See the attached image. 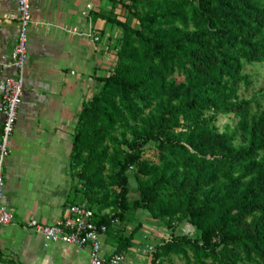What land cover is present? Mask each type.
Masks as SVG:
<instances>
[{
	"label": "trees",
	"instance_id": "1",
	"mask_svg": "<svg viewBox=\"0 0 264 264\" xmlns=\"http://www.w3.org/2000/svg\"><path fill=\"white\" fill-rule=\"evenodd\" d=\"M109 1L92 17L121 35L77 118L70 205L87 204L119 253L139 211L162 224L152 264H264V89L241 94L264 64V0ZM220 116L236 125L220 131Z\"/></svg>",
	"mask_w": 264,
	"mask_h": 264
},
{
	"label": "crops",
	"instance_id": "2",
	"mask_svg": "<svg viewBox=\"0 0 264 264\" xmlns=\"http://www.w3.org/2000/svg\"><path fill=\"white\" fill-rule=\"evenodd\" d=\"M36 27L29 31L22 104L4 168L3 202L14 221L0 230V264H90V248L45 245L29 227L34 218L53 224L67 214L76 182L70 169L73 135L84 106L111 71L121 29L92 14L109 11V0H30ZM21 30L18 0H0V106L5 70ZM97 38V39H96ZM5 117L0 114V141ZM127 264H152L136 248L153 245L169 231L147 217ZM127 235L129 234L126 232ZM116 248L104 236L101 254Z\"/></svg>",
	"mask_w": 264,
	"mask_h": 264
},
{
	"label": "built area",
	"instance_id": "3",
	"mask_svg": "<svg viewBox=\"0 0 264 264\" xmlns=\"http://www.w3.org/2000/svg\"><path fill=\"white\" fill-rule=\"evenodd\" d=\"M18 5L21 30L12 51L11 61L4 66L7 71L14 70L15 76L6 79L3 104L0 106V114L5 117L0 141V230L14 221L13 212L3 202L4 168L5 162L11 154L10 141L22 104L28 62L29 31L32 26L36 27L40 24L33 18L30 0H18ZM29 227L42 235L46 246L60 243L80 249L89 247L90 264H127L128 262L125 253L114 252L109 257L101 254L107 228L97 225L95 213L85 203L68 206L66 216L53 224H44L32 218L29 221ZM136 250L139 254H150L154 251V246L146 245L144 248L138 247Z\"/></svg>",
	"mask_w": 264,
	"mask_h": 264
},
{
	"label": "rangeland",
	"instance_id": "4",
	"mask_svg": "<svg viewBox=\"0 0 264 264\" xmlns=\"http://www.w3.org/2000/svg\"><path fill=\"white\" fill-rule=\"evenodd\" d=\"M246 72L252 75L254 80V86L249 90L245 91L244 89L241 91V94L245 98H251L253 96L260 95V91L264 89V64L255 65L248 67L246 69ZM263 103H264V97H263ZM237 120L234 116H220L217 122V125L220 128V131H226L228 126H235ZM144 156L156 160L158 157V151L156 148V143H150L145 147ZM131 186L132 189H136L137 184L135 181L131 180ZM135 194H132V197H135ZM138 221H146L147 220V214L143 211H139L138 214H136ZM158 223V222H156ZM159 224V223H158ZM137 225V222H132L130 224H127V232L130 233ZM162 226V224L160 225ZM163 227V226H162ZM178 233L182 234H192L194 233V230L190 228L187 224H180L178 225Z\"/></svg>",
	"mask_w": 264,
	"mask_h": 264
}]
</instances>
